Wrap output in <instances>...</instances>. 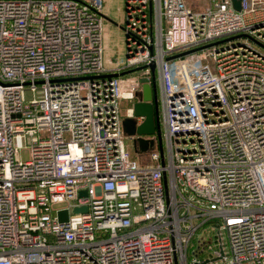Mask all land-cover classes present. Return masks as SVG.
Listing matches in <instances>:
<instances>
[{
  "label": "built area",
  "instance_id": "2783aa9c",
  "mask_svg": "<svg viewBox=\"0 0 264 264\" xmlns=\"http://www.w3.org/2000/svg\"><path fill=\"white\" fill-rule=\"evenodd\" d=\"M238 1L124 0L110 68L103 0H0V264H264V0ZM151 65L139 164L122 120Z\"/></svg>",
  "mask_w": 264,
  "mask_h": 264
},
{
  "label": "rangeland",
  "instance_id": "374dc122",
  "mask_svg": "<svg viewBox=\"0 0 264 264\" xmlns=\"http://www.w3.org/2000/svg\"><path fill=\"white\" fill-rule=\"evenodd\" d=\"M190 9H203L207 0H185ZM102 11V56L103 63L107 67H114L117 64H123L126 58L125 33L123 31L124 22V0H103ZM140 72H133L130 77H139ZM129 102H122L121 115H124V109L129 106ZM128 150L132 156L140 163H149V156L152 151H157V143L144 152H135L132 149L130 141L125 140ZM27 152L22 151V158H25ZM201 230L198 231V234ZM196 239L191 240V244L196 246ZM199 242V240H198ZM192 247L188 249V256H191Z\"/></svg>",
  "mask_w": 264,
  "mask_h": 264
},
{
  "label": "water",
  "instance_id": "95a60500",
  "mask_svg": "<svg viewBox=\"0 0 264 264\" xmlns=\"http://www.w3.org/2000/svg\"><path fill=\"white\" fill-rule=\"evenodd\" d=\"M234 7L239 9V1L233 0ZM197 49L188 50L177 54L175 56L168 57L167 59H171L174 57L183 56L189 54L191 52L196 51ZM144 66L136 67L132 70H128L122 72L120 74L112 73L108 74V76H118L124 75L126 73H131L134 71H139ZM151 73L154 76V66H150ZM141 89L136 91L135 98L136 100L133 102V117H124L122 120V128L125 134L128 137H134L132 139V145L135 151L137 149L141 152L146 151L147 149L153 147L154 139L153 138H144V136H151L157 132V143L159 148L160 145V134H159V123H158V109H157V98H156V87L155 84L149 83V79L147 77L140 78ZM141 117L142 121L137 124L136 118ZM81 196H85L86 192L80 191ZM86 207H75L73 209L74 212L85 211ZM67 218V211H60L58 213V220L60 222L65 221Z\"/></svg>",
  "mask_w": 264,
  "mask_h": 264
},
{
  "label": "flooded vegetation",
  "instance_id": "af4514ba",
  "mask_svg": "<svg viewBox=\"0 0 264 264\" xmlns=\"http://www.w3.org/2000/svg\"><path fill=\"white\" fill-rule=\"evenodd\" d=\"M148 79H149V83L150 84L154 83L155 87H156L157 109H158V117H159V88H158V81H157V78L155 77V75L153 76L152 74H151L150 78H148ZM156 135H157V132L154 134L155 139L157 138Z\"/></svg>",
  "mask_w": 264,
  "mask_h": 264
}]
</instances>
